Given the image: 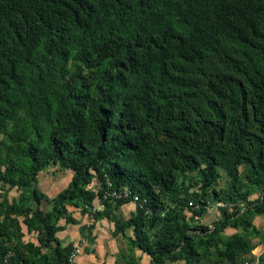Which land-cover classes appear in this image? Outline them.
<instances>
[{
  "label": "trees",
  "instance_id": "16d2710c",
  "mask_svg": "<svg viewBox=\"0 0 264 264\" xmlns=\"http://www.w3.org/2000/svg\"><path fill=\"white\" fill-rule=\"evenodd\" d=\"M51 163L72 176L49 198ZM107 180L142 206L117 215L132 197L103 199ZM0 188V264H75L68 206L123 235L114 264H238L259 245L264 264V0H0ZM209 194L219 216L195 224Z\"/></svg>",
  "mask_w": 264,
  "mask_h": 264
},
{
  "label": "crops",
  "instance_id": "0c3cea01",
  "mask_svg": "<svg viewBox=\"0 0 264 264\" xmlns=\"http://www.w3.org/2000/svg\"><path fill=\"white\" fill-rule=\"evenodd\" d=\"M68 171V169H67ZM72 172L68 171V178L65 185L61 188H65L69 181L71 180ZM51 188V187H50ZM61 189H59L55 194H57ZM54 194V195H55ZM47 195V194H46ZM53 195V196H54ZM48 196V195H47ZM53 196H48L52 198ZM96 202V201H95ZM97 210L102 208L101 204L97 205ZM77 210L73 212L71 209ZM122 209V210H121ZM68 210L71 212L72 216L77 219V224L66 223L65 219L59 220L58 224L62 225L64 228L56 233L57 238L61 241L63 245L67 243H73L74 247L79 245L81 247V253L75 258V264H114L120 256L123 248H126V242L122 234L112 236L113 223L106 218H101L97 221H93L88 212L82 210V207H72L68 206ZM121 211L128 212L129 215L126 217L121 216ZM136 205L134 202H127L121 205L117 210L116 214L121 216L123 219L128 218L132 213H135ZM81 214H85L84 217ZM91 235L93 239H89L86 236V230H82V227H86L89 224H93ZM253 223L260 229L264 230V215H257L253 219ZM107 224V228H105ZM77 227V228H76ZM226 233H232L234 229L226 228ZM129 234H131V229H129ZM257 238L251 239V243L258 244ZM122 241V242H121ZM260 245L252 250L251 253L246 254L243 259L256 261V257L261 253L263 248H260V252L255 254L259 249ZM136 255L140 257L141 264H149L150 258L147 254L141 253L140 250L136 249ZM141 257L143 262H141Z\"/></svg>",
  "mask_w": 264,
  "mask_h": 264
},
{
  "label": "rangeland",
  "instance_id": "374dc122",
  "mask_svg": "<svg viewBox=\"0 0 264 264\" xmlns=\"http://www.w3.org/2000/svg\"><path fill=\"white\" fill-rule=\"evenodd\" d=\"M68 171L70 172V170H68ZM68 171H67V169L61 168L57 164L51 163L47 168H45L43 171H41L39 173V176H38L39 177V184H38L39 188L48 196H53L59 189H61L65 185L67 178H68ZM220 173H221V176H220V179L216 185L217 190L220 188H224L225 185L227 184L228 180H229V177L224 170L220 169ZM194 176H195V173H189L188 174V179L190 180V184H192L191 190H196V188L198 187V183L195 180ZM3 192H4V190L0 188V194H2ZM18 193L19 192L15 188H12L8 191V196L10 198H12L14 196H17ZM256 195L257 194L252 195L251 198H255ZM208 198H209V204H208V209H207L208 213L203 218L198 220V222H194L195 224H198V225L199 224H211L212 221L219 216V212L217 210V207H218L217 205H219L221 203L217 204L216 199H214L212 194H209ZM49 206H50V204H48L44 200L42 201L41 207L48 208ZM71 210L73 212L78 211V209L74 210L73 208ZM121 212H122L121 216H123V217H126L127 215H129L128 212H125V211H121ZM81 215L84 217L85 214H81ZM23 228L26 231V228L24 227V225H23ZM105 228H107V224H105ZM24 239L25 240H32V241L37 243L35 233H25ZM255 240H257V239H255ZM125 242H126V240H125ZM260 248H263V246L261 245L259 247V249L255 252V254H258L260 252ZM122 250H125V247ZM121 257H122V259H121ZM123 259L124 258L122 255L119 256V263H122ZM142 259L143 258L141 257V262H143ZM209 264H212V263H209Z\"/></svg>",
  "mask_w": 264,
  "mask_h": 264
},
{
  "label": "built area",
  "instance_id": "2783aa9c",
  "mask_svg": "<svg viewBox=\"0 0 264 264\" xmlns=\"http://www.w3.org/2000/svg\"><path fill=\"white\" fill-rule=\"evenodd\" d=\"M107 190L104 192L103 199L106 198H114V199H122V198H128L132 197V201L135 204L138 203L140 206H142L140 202V198L137 194H132L131 190L127 187H121L120 189H112V183L107 180ZM101 200L99 198H96V202L94 201L91 206L84 205V208L91 210L92 212L97 210V205L101 204ZM81 253V247L79 245L75 246L74 249L72 250L71 254L69 255V262L74 263L75 258L78 254ZM256 261H251V260H244L239 262L238 264H254Z\"/></svg>",
  "mask_w": 264,
  "mask_h": 264
}]
</instances>
